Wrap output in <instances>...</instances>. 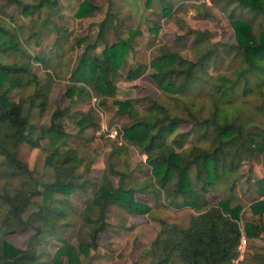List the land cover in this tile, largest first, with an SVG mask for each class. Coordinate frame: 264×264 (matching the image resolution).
Listing matches in <instances>:
<instances>
[{
	"label": "trees",
	"instance_id": "16d2710c",
	"mask_svg": "<svg viewBox=\"0 0 264 264\" xmlns=\"http://www.w3.org/2000/svg\"><path fill=\"white\" fill-rule=\"evenodd\" d=\"M6 2L22 6L23 14L27 17L43 8L52 10L60 5L59 0H39L33 4H27L23 0ZM214 2L216 5V0ZM235 2L250 17H230L239 63L232 76L221 75L214 81L208 78L209 68L219 57L215 47L209 43L208 32H190L194 36L196 61L184 58L181 50H177L184 40V37L179 36L173 47L157 56L150 64L154 70L150 77L156 87L166 97L177 102L176 108L184 106L187 115L192 117L172 113L166 105L157 101H153L146 110L147 115L142 116L132 102L114 101L120 113L134 119L132 124L123 128L126 143L143 150L147 155L146 163L152 169V178L146 183L138 184L139 186L127 185L129 174L117 173L113 169L111 174L120 177L118 186L106 175L101 184L90 179L93 162L87 161L80 151L68 147L67 121H76L80 135L90 128H97L92 110L87 114L79 111L73 113L71 108L79 102H89L92 99L93 95L87 85L98 94L102 104L115 95L114 78L127 64V56L134 50V39L142 32L132 30L128 39H120L111 44L107 35L110 24V17L107 15L99 25L100 30L94 42L85 47L72 70L73 84L67 87L65 93L69 106L56 110L49 125L37 126L32 122L34 110L38 109L41 116L46 111L52 79L45 85H40L37 79V91L19 101L12 100L11 94L29 84L27 76L31 72V60L41 63L46 70H50V64L43 54L31 56L21 44L20 34L11 33L0 25V49L3 53L21 52L28 58V62L22 64L0 63V156L18 165L20 171L12 172L11 176H24L21 186L14 190V194L0 193V199L11 206L13 215L11 220L3 221L0 232L6 235L8 231L14 233L18 229L29 227L35 231L23 250L3 239L0 259L5 264H41V256L46 250L40 252L39 247L48 235L59 229V222L69 216L66 207L60 209L54 205V195L58 194L66 201L75 190L87 191L89 188L93 191L89 208L91 212L99 210L96 218L89 215L84 217L86 225L93 226L89 240L79 241V246L68 243L63 245L55 254L56 261L66 257L68 264H84L91 251L98 249V237L108 228L107 213L112 206L120 207L128 214L147 215L151 212V207L146 202L139 201L137 195L151 193L159 197L158 191L162 190L169 206L188 207L197 214L192 215L189 228L159 220L160 231L144 252V256L150 259V264H234L238 256L244 207L233 204L230 198H220L212 203L209 195L220 192V186L226 188L232 179L234 180L228 190L234 191L239 179V168L243 163L253 162L259 155L264 159V0ZM162 3H165L164 15L170 14L173 1L162 0ZM99 10L100 7L84 0L79 4L76 17L81 19ZM35 35L40 37V32ZM100 46L103 49L99 53L97 50ZM136 65L127 71L128 81L137 80L145 68L141 62ZM211 90L218 93L214 108L208 111L207 116L203 109L193 113L187 105L189 95L196 94L205 99ZM241 98L243 101L249 99L248 102H254L260 116L258 120L245 114ZM189 123H192V131L176 135L173 144L182 146V140L193 134L197 138L209 140L210 144L208 147L196 144L177 152L174 145H169L167 141L181 125ZM43 141L44 145L41 144ZM23 144H28L33 149L41 148L45 153L46 167L54 173V180L44 183L43 191L37 188L33 190L30 183L32 173L28 164L18 158ZM125 149L123 145L119 146L117 154L120 155ZM84 164L87 174L85 179L78 173ZM1 175L9 176L0 171ZM256 185L258 198L251 202L250 212L254 217L261 218L258 221L247 219L244 223L249 241L264 237V179L259 180ZM33 196H41L45 204L24 220L23 216L32 204ZM68 226L65 224L62 228ZM263 251L262 248L253 247L246 254L244 264H264Z\"/></svg>",
	"mask_w": 264,
	"mask_h": 264
},
{
	"label": "rangeland",
	"instance_id": "374dc122",
	"mask_svg": "<svg viewBox=\"0 0 264 264\" xmlns=\"http://www.w3.org/2000/svg\"><path fill=\"white\" fill-rule=\"evenodd\" d=\"M23 1L27 4H33L39 0ZM83 1L59 0V7L52 10L43 8L41 11L27 17L23 14L22 6L8 4L6 0H0V25H3L11 33L20 34L19 40L28 49L31 56L43 54L50 64V70H46L41 63L36 62L34 59L31 60V72L27 76V80H30L29 84L23 89L13 91L11 94L12 100L19 101L21 98L29 97L37 91V79L40 85H45L52 79L53 83L46 111L41 116L38 109L34 110L32 122L37 126L49 125L51 116L56 110L65 109L69 106V100L65 93L67 87L73 84L71 79L72 70L76 67L85 47L94 42L100 30L99 25L107 14L108 7L105 6V8L103 4V7H100V12L97 11L98 14L92 13L81 19L77 18L76 12L79 4ZM128 1L130 2L126 6L116 5L121 3L116 2L110 8L112 13L120 17L119 21L122 23L116 21V26H112L111 31H108L109 43H117L121 38H127L128 31L133 28L140 29L145 35L135 37L134 50L129 52L127 64L120 70L119 75L114 78L115 95L106 99L105 104L101 103L105 113L103 120L109 126L119 125L122 129L134 122V119L130 116L119 112L118 106L114 104L115 100L132 102L142 116H146L147 108L152 105L153 101H157L166 105L172 113L174 112L179 116L184 115L186 118L192 117H189V114L187 115L184 106L179 109L176 108L175 104L177 102L166 97L156 87L150 77L154 72L150 67L151 62L170 47H173L179 36L184 37V40L181 45H178L177 50H181V55L184 58L196 61L194 36L190 32H208L210 33L209 43L215 47L219 56L217 62L209 68L208 78L214 81L221 75L230 77L239 67L237 42L230 17L249 18L250 15L243 11L235 0H216V5L214 2L213 8L173 1L172 11L168 15H164L165 3L160 0H156L152 7L153 13L147 12L148 9L146 10L145 7L133 5L132 0ZM228 1L229 4L226 3ZM143 4L145 6L146 2L143 1ZM100 14L103 16H100ZM132 17H135L134 22L131 20ZM37 32H40V37L35 35ZM79 43L80 45H78ZM102 49L103 46H100L97 51L100 53ZM55 61L58 63L56 64ZM27 62L28 58L21 52L3 53L0 49V63L2 64ZM137 62L143 63L145 68L137 80L128 81L126 79L127 71L132 67L135 68ZM87 88L91 91L92 98L98 96L91 86L87 85ZM216 99H218L216 90H211L205 99L196 94H191L187 98L189 100L187 105L190 106L193 113L203 109L206 113L205 116H207L214 108L217 102ZM248 100L244 99L243 101L241 98L240 102L244 105V112L253 120H258L260 117L259 112L254 102H248ZM236 103H239V101ZM91 110L95 114L96 129L90 128L80 135L76 121H67L68 147L80 151L87 161L93 162L90 179L92 178L94 182L101 184L103 176L106 175L115 186H118L120 177L117 174H111V169H113L117 173L129 174L127 179V185L129 186L148 182L152 178V169L146 163L147 155L143 150L127 143L123 145L126 149L119 155L117 149L122 145L116 140L98 134L102 118L94 110L92 99L89 102H79L71 108L73 113L79 111L87 114ZM192 129V123L181 125L168 139L167 143L174 145L177 152L196 144L208 147L210 141L197 138L195 134L183 139L182 146L173 144L176 135L190 133ZM41 144L44 145L45 141ZM18 158L28 164L32 173L30 183L33 190L37 188L43 191V184L54 180L53 171L45 165V153L41 148L33 149L28 144H23L19 149ZM263 160V157L259 155L253 162H244L239 168V179L235 190H228L234 179L228 182L226 188L219 184L221 191L212 192L209 195L210 201L215 203L220 198H230L233 204L244 207L243 222L251 219L248 216L249 205L258 198L257 182L264 179ZM0 171L9 174V176H0V193L14 194V190L21 186L24 177L10 175L12 172L20 171L18 165L12 160L0 156ZM78 173L83 176V179L87 177V174H85L86 164L80 168ZM192 175H195V170ZM158 194L159 197L151 193L144 196L137 195L139 201L150 205L151 212L148 215L128 214L126 210L112 206L107 213L108 228L98 237V249L91 251L90 257L84 260V264H150V259L144 256V252L154 242L160 231L159 220L189 228L192 215L197 213L188 207H171L165 198V193L159 190ZM54 198H56L54 205H57L60 209L66 207L69 216L59 222L57 226L59 229L48 235V238L39 247L40 252L46 250L41 256V264H68L66 257L56 261L54 259L56 252L67 243L79 246V241H88L93 226L92 224L86 225L84 217L89 215L91 218H96L99 210L98 212H91L92 210L89 208L93 199L91 188L87 191L75 190L66 201L58 194L54 195ZM31 200L32 204L24 214V220L34 215L39 207L45 204L41 196H33ZM10 209L11 206L0 199V227L4 220L12 219L13 215ZM65 224L69 226L62 228V225ZM34 233L32 227L21 228L14 233L8 231L6 235H3L4 232H0V257L2 255L3 239L9 241L16 248L23 250ZM253 247L264 249V237L259 241L249 242L247 253ZM262 254H264V251ZM0 264L5 263L0 259Z\"/></svg>",
	"mask_w": 264,
	"mask_h": 264
},
{
	"label": "built area",
	"instance_id": "2783aa9c",
	"mask_svg": "<svg viewBox=\"0 0 264 264\" xmlns=\"http://www.w3.org/2000/svg\"><path fill=\"white\" fill-rule=\"evenodd\" d=\"M172 1H178L180 3L189 4V5L205 6L208 8L214 7V0H172ZM92 104L94 110L97 111L102 118L101 125L98 129V134L116 140L120 145H126L127 143L124 138L123 129L119 125L109 126L103 120L105 117V113L103 107L101 106V100L98 97L94 96L92 98ZM243 225L244 224L241 223V238L238 247V256L234 260V264H244L247 254V248L250 242L245 234Z\"/></svg>",
	"mask_w": 264,
	"mask_h": 264
},
{
	"label": "crops",
	"instance_id": "0c3cea01",
	"mask_svg": "<svg viewBox=\"0 0 264 264\" xmlns=\"http://www.w3.org/2000/svg\"><path fill=\"white\" fill-rule=\"evenodd\" d=\"M107 1V2H106ZM143 1H145L146 2V4H145V6H144V4L142 5V3H143ZM160 1H162V0H160ZM172 1V0H171ZM89 2H91L92 4H94V5H96V6H98V7H103V4H104V7L106 6V7H108V11L106 12L107 14H106V16L108 15L109 17H111L110 18V24H109V32L111 31V27L112 26H116V21H119V18L120 17H118V15H115L114 13H112V11H111V6H113L114 5V3H116V2H121L120 4H116V5H119V6H123V5H128V3L130 2V1H128V0H89ZM131 3H133V5H138V6H140V7H145V9L147 10V12L149 11V12H152L153 13V6H154V4L156 3V0L154 1V0H132L131 1ZM105 7V8H106ZM100 12V11H99ZM99 12H97V13H94V14H98ZM93 14V15H94ZM100 16H103L102 14H100ZM106 16H104V18L106 17ZM116 16H117V18H116ZM132 22H134V20H135V17H132ZM127 21V20H126ZM116 22V23H115ZM119 22H121V21H119ZM146 22H148V21H146ZM122 23V22H121ZM132 30H140V29H137V28H133V29H130L129 31H128V37L127 38H121V39H128L129 38V36H130V32L132 31ZM141 31V30H140ZM142 32V31H141ZM143 34V33H142ZM141 34V35H142ZM143 35H145V34H143ZM249 209H250V205H249ZM148 215V214H147ZM248 216H250L251 217V219L252 220H260V218L261 217H259V216H257V217H254L253 215H252V213L249 211V213H248ZM263 220H264V215H263ZM247 221V220H246ZM245 221V222H246ZM245 222H242L243 224L245 223ZM262 238H260V239H251L250 240V242H253V241H259V240H261Z\"/></svg>",
	"mask_w": 264,
	"mask_h": 264
}]
</instances>
